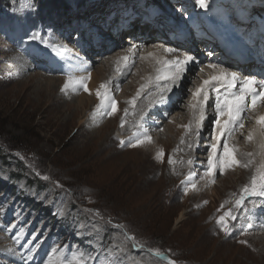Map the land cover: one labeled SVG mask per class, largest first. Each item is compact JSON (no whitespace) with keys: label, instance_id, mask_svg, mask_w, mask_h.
<instances>
[{"label":"rangeland","instance_id":"obj_1","mask_svg":"<svg viewBox=\"0 0 264 264\" xmlns=\"http://www.w3.org/2000/svg\"><path fill=\"white\" fill-rule=\"evenodd\" d=\"M169 1L176 3V10L170 7L163 12L160 6H170L166 0H0V264H66L67 261L73 264H142V258H149L152 264H169V261H175V264H264V214L259 215V210L257 213L250 204L260 203L257 208L262 210L264 197L243 191L251 186L254 177L258 181L257 191H260L259 176L264 174V167L256 169L249 160L245 161L247 167L240 163L242 167L239 164L226 168L223 175L219 169L214 176L204 174L208 160L214 155L210 150L211 144H218L215 155L220 160L224 159V143L236 150L235 155L240 162L248 157L246 147L254 144L253 138L249 139V129L245 128L242 133L237 130L217 141L212 133L219 118L209 121L204 118L203 122L208 123L205 130L198 136H191L194 143L192 155L187 154L192 161L190 167L183 173H175L174 167L178 162L171 156H185L177 145L185 144L184 141L188 140L186 135H190L186 132L189 133L194 125L193 110L188 104L199 70L191 72L190 79L183 81V85L186 84L184 89L179 87L176 90L181 98L176 108L161 117L156 115L161 108L153 107L155 114L148 115L151 109L147 103L143 109V112L147 111L146 116L143 114L140 121L139 114L138 124L133 130L126 128L125 113L116 111L109 114L110 109L105 103L114 98L118 106L125 107L123 102L132 101L136 92L127 90L132 83L149 76L145 73L140 78L136 77L140 73L134 75L137 69L146 71L142 59H146V50L150 51L148 47L137 53L139 59L135 60L124 80L119 81L117 75L112 74L113 83L105 90V103L95 105L89 112L80 111L76 124L64 125L65 120L78 110L76 107L71 105V112L59 119L52 111L49 112V106L37 109L34 103L37 101L34 92L42 87L40 77L55 80L72 77L63 52L57 48L60 45L66 48L65 39L68 42L66 49L73 50L77 58L84 56L87 62H91L89 71L94 72L100 67H108L117 48L105 52L108 54L105 57L100 55L102 60L95 59L97 53L89 51L88 46L86 49L80 47L72 39L78 34L84 36L86 44H93L96 37L106 40L104 37L111 36V30L116 29L115 32L120 33L124 20L130 21L137 33L139 26L146 27L139 20H144L145 16L151 18L150 8H153L167 16V20H161L163 25L160 27H167L169 31L165 37L171 40L174 39L170 37L174 29H187L185 18L192 20L195 27L204 25L205 21L199 20H204V13L212 9L215 2L206 0L208 8L202 9L196 0H186L185 8L179 5L183 0ZM234 1L245 4L249 0ZM256 1L264 5V0ZM54 3L61 4L62 8H53L51 5ZM64 3L68 10L63 9ZM241 9L240 14L244 12L246 18L264 13V7ZM110 21L114 24L110 28L107 26L109 31L100 36L94 34L93 23L105 28ZM33 33H39V38L30 40ZM138 33L142 34L141 30ZM157 36L154 37L166 40ZM127 38L129 36L122 35L118 41L124 43ZM75 40L78 41L77 38ZM117 50L118 53L124 49ZM171 56L173 54L164 58ZM116 84L119 86L117 89L114 87ZM73 89L76 91L71 94L70 103L75 102L80 93L85 98L92 96L82 87ZM151 92L155 93V89ZM48 94L55 101H67L69 96L68 90L59 86L49 89ZM155 105L151 102V106ZM256 113L255 110H245V126H252L250 116ZM144 117H154V122H161H150L149 125ZM185 118H189L188 125L182 124ZM97 121L111 123L112 127L102 134V125H97ZM144 125L152 129L145 130ZM215 131L217 133V129ZM90 132L97 133L96 145L84 149L92 136ZM160 139L172 144L165 158L140 144L145 140L148 145L155 146ZM136 151L137 154L134 153ZM239 172L245 173L242 183L229 178L226 188L222 187L224 183L218 187V197H211L212 183L220 185L228 174ZM194 173L196 179H191L194 184L190 188L188 178ZM180 176L182 181L178 178ZM229 213L236 219L229 218ZM181 214L185 215L182 220ZM221 217L225 219V228H221L218 222ZM157 252L161 255L157 256ZM164 256L168 259H163Z\"/></svg>","mask_w":264,"mask_h":264},{"label":"bare ground","instance_id":"obj_2","mask_svg":"<svg viewBox=\"0 0 264 264\" xmlns=\"http://www.w3.org/2000/svg\"><path fill=\"white\" fill-rule=\"evenodd\" d=\"M167 3L170 5L169 7H166V6H161L160 8H162L163 11H167L170 9V7L172 8V10H176L177 7L175 6V2H170L169 0H166ZM172 1H175V0H172ZM253 1V0H252ZM175 3V4H174ZM187 2L186 0H183V3H179L180 6L182 7H187V5H185ZM167 4V5H168ZM161 5V3H160ZM178 5V4H177ZM242 7L244 6V3L241 4ZM236 6H240V5H236ZM168 13V12H167ZM213 15L214 16H218V20L222 23V24H225V16L224 14L222 13V7L220 8V10L216 9L214 12L212 11ZM169 14V13H168ZM167 14V15H168ZM252 14V13H251ZM180 15H183V14H180ZM185 15V14H184ZM189 15V13H188ZM255 15V14H254ZM167 16H163L161 18V20H167L166 19ZM119 18H121L119 16ZM261 16H258L256 18V21L259 22V26L262 28L263 27V24L261 22ZM118 21V19L116 20V22ZM161 21V23H162ZM186 21V24H189V20H185ZM213 21H215V24L218 23L217 19H214ZM108 23V22H107ZM129 21L128 20H124L123 24L121 25L122 27H126L129 25ZM113 21H110L108 25L105 26V28H103L102 26L99 27L97 26L96 24H92L91 27L92 29L95 31L94 34L97 35V36H100L101 34L103 35L108 29L110 28L112 25H113ZM163 25V24H162ZM175 25V24H174ZM108 26V28H107ZM166 27V25H165ZM157 28V27H156ZM164 27L158 28L157 31H159V33H157L154 29H150L149 26H146V27H141L139 26V30H141L142 34H139V33H133V32H129V30H127L126 32V35L129 36L131 35L132 37L134 38H127L125 39V42L124 43H127V45H124L123 42H119L118 41V37H120L119 34L117 35H111V36H106L104 37L106 40H99L98 37H96L95 41L93 42V44H91L90 42L88 44L85 43L84 41V36L80 34H78L77 36H75L74 38H72L76 44H79L80 47L82 46L85 47L86 49V46H88L87 49H89V51H93L92 53H97L96 56H95V59H98V60H102V57H105L107 56L108 54H106L105 52H110L114 49H118V48H122L124 50H127L126 53H122L123 51H120L117 53V50L115 51V53H113V55H111V63H108V67L107 68H98V71H94L92 72L89 71V66H91V62H87V60L84 58V56L80 57V58H77L74 54V51L73 50H67L66 48H68V42L66 41L65 39V44H66V48L65 46L63 45H60L59 47V50L61 51V53L63 54V59L66 60V66L70 69L71 71V78L73 80H77V79H83L84 82L87 84V87L89 89V93L92 95L91 98H85V96L81 95L80 92V95L77 96L75 102L73 103H70V98H72L75 94V91L73 88H76V87H80L79 85H73L71 87H69L68 92H69V96H67V101L65 100H58V101H55L50 94H48L49 92V89L51 88H56L57 86H59V88H63L64 89V86L65 84L69 81L67 78H59V80H55V79H50V78H44L43 77H40V80H42V87H39L35 92L34 94L36 95V102L35 105L37 107V109H40V108H44V106H49V108H47L50 111H52L54 114H56V116L61 119L63 118V116L68 112L70 111L71 112V108L72 106L73 107H76L78 110H76L75 114L71 117V118H68L67 120H65V123L64 125H68V124H76V118L79 117V113L80 111L84 112V111H92L94 108H95V105L97 104H102L100 99L97 97L96 93L98 90L100 91H105L108 87L111 86V82L112 81V74H115L117 75V79L119 81L121 80H124L125 77L128 76L129 72L132 70L134 64L136 63V59L138 58L139 59V55H137V53L139 54V51L141 52V50H143V48L145 47H148V49L150 48V51L149 50H146L147 51V54L145 55L146 59H142V62H144V67H145V72H143V70H140V69H137L136 72H134V75L136 76L137 74L140 73V75L136 76V77H142V73H145V74H149L148 78L147 79H143V80H138L134 83H132V86L127 90L129 92H136V95L134 96V98L131 100H129V102L126 101L123 102V105L125 107H121V106H118V110H117V113L120 112V114H126L127 115V124H126V128L128 130H133L134 128H136V125L138 124L137 123V117L139 116L140 114V121L143 117V114L144 116H146V113L143 112V109L145 108L146 104L148 103L150 105V109L149 112L150 113H147L148 115L151 113H153V107H160L161 110H157L158 113H156V115H160L161 117H165L163 115H167L168 112H171L173 108H176L178 106V100L180 98V94L179 93H176V90L179 88V87H175L173 86L172 87V91H167L168 87H169V82L166 81L164 79V76L166 75H170L171 74V68H172V63L171 62H174L178 57L182 58L183 54L187 53V54H191V55H194L195 57L198 58V62L196 64H190L188 65V68L190 69V71H187L185 72L183 75H182V79L179 81V86L181 85V82L183 80V78H185V81H188V79H190L189 77L191 76V72H193L194 70H197L196 67H201L203 70L202 71H199V75L197 76L198 78V81H197V84L195 86V89L193 90L192 92V95L190 96V100H189V104L188 106L190 108H192L193 110V123L194 125L192 126L193 128H190L189 130V133L188 131L186 132L187 134H190V135H186V138L188 137V140L184 141L185 144L182 145V143H179L177 146V149L179 150V152H183L185 156H183L182 158L179 156V154L177 155H173L171 156V154L169 156H171V159L172 160H176L178 163L176 164V166L174 167V170L176 171L175 173H180L184 170H186L187 168L190 167V163H188L190 161V155L187 156V154H191V151L193 149V140L191 138V136H193V134H195L196 136L200 135L199 132L205 130V128L207 127L208 123L202 121H200V114H201V106L203 105V113H204V117L207 118V120L209 121L210 119H213V118H219L220 119V123L223 124L224 120L227 119V117H218L217 115V111H216V108H215V103H216V99H217V96L219 95L221 100H223L224 97L228 96H232L233 94H238L239 93V90L241 89V87H243V82L241 81L242 79L240 77H238V74L233 70V68L231 67L232 65L230 63H227L226 65L224 66H221V64L219 62L216 61V59H213L211 57L208 56V59L206 57V55L204 53H202V51L204 52L203 50V46L202 44L200 43H185L187 42L186 40H189L188 38V35L185 34V31L184 30H177V31H174L176 33V35L174 34H170V37L171 38H174V41H178V42H181V43H175L174 41L172 40H167V38L165 37L166 34V31L168 30L167 27L163 30ZM125 29H128L127 27ZM103 30V31H102ZM105 30V31H104ZM190 30V29H188ZM196 30V28H195ZM194 30V31H195ZM179 32V33H178ZM68 33V32H67ZM159 35L157 37H161L163 39L166 38V40H162V39H156L154 36L156 35ZM193 35H195L194 32H192ZM185 35V36H184ZM243 37L245 38L246 34L243 33ZM184 36V37H183ZM241 37V36H240ZM242 37V38H243ZM262 37V41L264 42V29H263V34L261 35ZM75 38L78 39L75 40ZM148 38V39H147ZM151 38H154V40H151ZM199 38H201L199 36ZM195 40V39H193ZM197 40L199 41V39L197 38ZM60 41V40H59ZM82 41V42H81ZM123 41V39H122ZM127 41V42H126ZM170 41V42H169ZM200 42V41H199ZM61 43V42H60ZM123 43V44H122ZM152 44V45H150ZM219 45V43H218ZM190 46V47H189ZM72 47V44L70 45V48ZM174 49L175 51L173 52H168L167 49ZM166 49V50H165ZM264 49V48H263ZM145 53V51H143ZM198 52H201L200 54ZM163 53H165V55H163ZM171 57H168V58H164V56H170L172 55ZM102 57H101V56ZM9 57V56H8ZM125 57H127L128 59H124ZM10 58V57H9ZM89 58V56H88ZM141 58V57H140ZM110 59V58H109ZM93 62V60H92ZM154 62V63H153ZM210 62H215V63H218L221 67L227 69L228 72H235L237 74V80L235 81V87H230L229 84H228V81L225 80L224 82L222 83H217L215 81H213L212 83H210L209 85L205 86L203 84V81L204 80H209L211 81V78L215 75H219L220 74V68H217V69H211L209 67H207V64H209ZM222 62V60H221ZM263 62V61H262ZM93 64V63H92ZM53 65H55L57 67V64L56 63H53ZM148 66V67H147ZM54 69V68H53ZM143 69V68H142ZM187 73V75H186ZM144 74V75H145ZM249 75V73H247L245 75V77L247 78ZM90 77V78H89ZM36 78V76H35ZM246 78H244V80H246ZM46 81V82H44ZM239 82H241V84H238ZM156 83V84H155ZM45 84V85H44ZM154 84V85H153ZM44 85V86H43ZM101 85H106V89H101ZM183 85V84H182ZM181 85V87H183V89L186 87V84H184L183 86ZM43 87H45V89H43ZM116 89L119 87L118 84H116L114 86ZM201 88H204L205 90V93L207 94L208 96V99L207 101H204L202 98L200 97H197L195 95V93L197 92L198 89H201ZM217 88L219 89V93H217ZM110 89V88H109ZM155 89V93L151 92L152 90ZM55 91V90H54ZM159 91V92H158ZM260 91H264V90H260ZM162 93V94H160ZM183 93V92H182ZM68 94V93H66ZM155 94V95H154ZM112 95L110 94V97ZM64 97V96H63ZM75 98V97H74ZM152 99V100H151ZM181 99V98H180ZM176 100V102H175ZM73 101V100H72ZM153 103H156L155 106H151V102ZM134 102V103H133ZM33 103V102H32ZM105 103V102H104ZM76 104V105H75ZM72 105V106H71ZM105 105H108V103ZM104 105V106H105ZM121 105V104H120ZM103 106V107H104ZM152 107V108H151ZM195 107V108H193ZM102 108V107H101ZM88 109V110H87ZM105 109H107L105 107ZM181 109V108H180ZM124 110V111H123ZM246 110H250V112L253 110L257 111V113L255 115H252L250 116L251 117V124L252 126H245V123H247V121H243L244 123V126L242 128H237L235 130H229V133H227L225 135V137L227 136H230L232 135L231 133H236V131H240L241 133L243 131H245L246 129L245 128H248L249 129V134H250V137L253 138L254 140V144L246 147L247 149V153L248 154V157H246L244 160H241L240 163H243L244 165H246V162L245 161H252L250 165H254L257 169V167L259 166L260 168L261 167H264V126L260 125V124H257V120L264 116V102H261L259 99H257V105L256 107L253 109L251 107V96L248 97V100H247V108ZM102 111V110H101ZM81 114V113H80ZM155 114V112H154ZM102 115V114H101ZM142 115V116H141ZM123 116V115H122ZM182 116V115H181ZM124 118V117H123ZM148 119V121L146 122H149V125L150 122L153 123L154 120L156 118L154 117H144V119ZM242 118L243 120L245 119V111L243 112L242 114ZM153 119V121L151 120ZM189 119V118H188ZM187 118H185L182 122V124H186L188 125L189 124V120ZM121 120V119H120ZM83 119L80 120V124H82L83 122ZM161 122V121H160ZM159 121L158 122H154V123H160ZM102 122H99L97 121V125H100ZM126 123V122H125ZM191 123V122H190ZM192 123V124H193ZM249 123V124H250ZM141 124V122H140ZM145 124V123H143ZM96 125V126H97ZM101 128H100V131H102V134L104 133V131H107L108 129H110V127H112L111 123H106V124H101ZM176 125V124H175ZM116 126V125H115ZM191 126V125H190ZM195 126V127H194ZM197 126V127H196ZM66 127V126H65ZM119 127V126H118ZM140 127H143V126H140ZM97 128V127H96ZM117 128V126H116ZM173 127L171 126V129ZM140 129V128H139ZM145 130H151L152 128L150 127V129L148 127H146V125H144V128ZM141 131V129H140ZM220 129L217 128V133H219ZM97 132V130H96ZM245 133V132H244ZM90 134L92 135L90 137V140H88L86 142V144L84 145V149H87L88 147L90 146H93V145H96L95 141L97 140L95 135V133H92L90 132ZM89 134V135H90ZM101 134V135H102ZM100 135V136H101ZM94 136V137H93ZM100 136H99V139H100ZM104 136V135H103ZM162 135H160L161 137ZM224 137V139H225ZM243 137V136H242ZM102 138V137H101ZM184 138V137H183ZM185 139V138H184ZM220 141V140H219ZM157 144L154 146V144H150L148 145V143H146V141L144 140L143 143H140V144H143V145H146V147L150 148L151 150H153L154 154L157 152L159 153V157L160 158H165L167 157V154L169 153V149L172 147V144L169 143V142H164L163 139H160L158 142H156ZM169 143V144H168ZM253 143V142H252ZM139 144V146H140ZM251 144V143H250ZM249 145V144H248ZM240 146V145H239ZM98 147V146H97ZM235 147V146H234ZM241 147V146H240ZM237 148V147H236ZM83 149V150H84ZM98 149V148H97ZM242 149V148H241ZM255 151V153H254ZM139 152V150H138ZM137 151L134 152L135 154L138 153ZM163 152L164 155L161 157L160 156V153ZM115 153V152H114ZM118 153V152H117ZM116 154V153H115ZM243 154V153H242ZM158 155V154H157ZM192 155V154H191ZM213 155V154H212ZM239 155V154H238ZM241 155V153H240ZM151 156V155H150ZM120 157V156H119ZM154 157V156H153ZM239 157V156H238ZM245 157V156H244ZM151 158V157H150ZM155 158V157H154ZM139 159V158H138ZM144 159V158H143ZM156 159V158H155ZM159 159V158H158ZM182 159V160H181ZM242 159V158H241ZM137 160V159H136ZM223 160V159H222ZM250 160V161H249ZM138 162V161H137ZM147 162V161H146ZM146 162H143V163H146ZM153 162V161H152ZM247 162V163H248ZM156 163V162H155ZM169 163V162H168ZM149 164V163H148ZM152 164V163H151ZM158 164V163H156ZM118 165V164H117ZM150 165V164H149ZM169 165V164H168ZM175 165V164H174ZM199 165H202L201 163ZM241 167H242V164H240ZM105 166V165H104ZM171 166V165H170ZM248 166V165H247ZM114 167V166H113ZM169 167V166H168ZM172 167V166H171ZM204 167V166H203ZM236 167V166H235ZM239 168V166L237 167ZM244 168V167H243ZM259 168V169H260ZM106 169V168H104ZM254 169V168H253ZM233 170V169H232ZM249 170V168H248ZM247 170V171H248ZM117 171V170H115ZM255 171V169H254ZM257 171V170H256ZM173 172V171H172ZM262 172V171H261ZM264 172V171H263ZM244 172H239V173H234L232 175H229L226 177V178H221L222 180L220 181V185H216L215 183H212V187L211 189L212 190V198L215 199L216 197H218V195L220 194L219 192H217L219 190V186L224 185L222 186L223 188H226L225 187V184L226 183H230V181L228 182V179L229 178H235L237 181H241V183L243 182V180L245 179V173L243 174ZM250 173V172H249ZM256 173V172H255ZM108 174V173H107ZM172 174V173H171ZM196 175V173L193 174V176H191L190 179L188 182L190 188L191 186L194 184L193 182H191V179H196L194 178ZM201 173L199 172V175L198 177H200ZM247 176V175H246ZM251 176V175H250ZM171 177V176H170ZM174 178V177H173ZM180 178V180L182 181V176L178 177ZM167 179V178H166ZM168 180V179H167ZM178 180V179H177ZM160 181V180H159ZM233 181V180H232ZM177 182V181H176ZM179 182V181H178ZM199 183V182H198ZM203 183V182H202ZM201 183V184H202ZM201 184H199L201 186ZM207 184V183H206ZM209 184V183H208ZM168 185V184H167ZM182 185V184H181ZM205 185V184H204ZM151 187V185H150ZM196 187V186H195ZM202 187V186H201ZM206 188V186H205ZM196 189V188H195ZM199 189V188H198ZM201 189V188H200ZM191 190V189H190ZM197 190V189H196ZM168 191V190H167ZM211 191V190H210ZM192 192V191H191ZM197 192V191H196ZM200 193V192H199ZM202 193V192H201ZM196 195V194H194ZM203 195V193H202ZM185 196V195H184ZM192 196V195H191ZM197 196V195H196ZM175 197V196H174ZM177 197V196H176ZM179 197V196H178ZM181 197V195H180ZM179 197V198H180ZM177 198V199H179ZM201 198V197H200ZM221 199V198H220ZM174 200V199H173ZM194 200V199H193ZM201 201V200H200ZM187 203V202H186ZM198 203V202H197ZM201 203V202H200ZM199 203V204H200ZM207 203V202H206ZM262 203V202H261ZM203 204V202H202ZM201 204V205H202ZM251 206H252V209H255V211L257 212L259 210V215L261 214H264V210L262 208L261 209H258L257 206L260 205V203H250ZM148 205V204H147ZM262 205V204H261ZM200 206V205H199ZM204 206V205H203ZM219 206V205H218ZM192 207V206H191ZM190 208V207H189ZM194 209V208H193ZM197 209V208H196ZM207 209V208H206ZM218 209V208H216ZM249 209V208H248ZM190 210V209H189ZM205 210V209H204ZM251 210V208H250ZM249 210V211H250ZM202 211V210H201ZM219 211V210H218ZM247 211V210H245ZM223 212V211H222ZM258 213V212H257ZM261 213V214H260ZM196 214V213H195ZM218 214V213H217ZM222 214V213H221ZM219 215V214H218ZM217 215V216H218ZM183 216L185 215H182L181 214V217L180 219L182 220L183 219ZM245 216V215H244ZM211 218V217H210ZM250 218V217H249ZM181 220L179 222H181ZM178 222V221H177ZM242 223V222H241ZM228 226V225H227ZM239 226V225H237ZM216 227V225H215ZM220 227V226H219ZM249 228V227H248ZM251 228V227H250ZM249 228V229H250ZM211 229V228H210ZM231 229V228H230ZM238 230V229H236ZM232 231V230H231ZM234 231V230H233ZM241 231V230H240ZM237 232V231H236ZM238 233H239V230H238ZM252 233H254L252 231ZM208 234V233H207ZM224 234V233H223ZM234 234V233H233ZM240 234V233H239ZM249 235V234H247ZM228 236V235H227ZM252 236V235H251ZM263 236V235H262ZM225 237V236H224ZM249 237V236H247ZM242 238V237H241ZM238 240H241V239H238ZM245 240V239H244ZM254 240V239H253ZM242 241V240H241ZM264 241V240H263ZM245 242V241H244ZM247 243V242H245ZM252 243V242H251ZM261 244V243H260ZM245 245V244H244ZM255 245V244H254ZM248 246V245H246ZM252 246V245H251ZM258 246V245H257ZM256 247V246H255ZM123 248V247H122ZM247 248V247H246ZM249 249V248H248ZM253 249V248H251ZM249 249V250H251ZM125 252V251H124ZM253 252V251H252ZM250 252V253H252ZM258 256V255H257ZM264 256V255H263ZM149 258H142L140 261L142 264H152L150 262V259L148 260ZM79 263V262H78ZM156 264H159V263H156Z\"/></svg>","mask_w":264,"mask_h":264},{"label":"snow or ice","instance_id":"obj_3","mask_svg":"<svg viewBox=\"0 0 264 264\" xmlns=\"http://www.w3.org/2000/svg\"><path fill=\"white\" fill-rule=\"evenodd\" d=\"M197 5L202 9H207L208 4L206 0H196ZM39 38V33H33L31 36H29L30 40H36ZM41 43H44L41 41ZM168 52L175 51L174 49H167ZM209 55H214V53H209ZM124 59H128L125 57ZM198 62V58L191 54H183L182 58L178 57L174 62L172 63L171 68V74L164 76V79L169 82V87L167 91H172V87H179V81L182 79V75L190 71L188 68V65L190 64H196ZM207 67L211 69H217L220 68V74L215 75L211 78V81L204 80L203 84L205 86L209 85L213 81L217 83H222L225 80L228 81V84L230 87H235V81L237 80V74L235 72H228L227 69L221 67L218 63L210 62L207 64ZM199 71H202L203 69H198ZM90 78V77H89ZM79 85L83 88L85 92H89V89L87 87V84L84 82L83 79H77L73 80L72 78L69 79V81L65 84L64 88L65 90L73 85ZM101 89H106V85H101ZM264 78L257 79L256 76H248L243 84V87L239 90L238 94H233L232 96L224 97L223 100H221L220 96H217L215 108L217 111L218 117H227V119L224 120L223 124L220 123V119H216L215 125L213 128V135L219 141L221 138H224L227 133H229V130H235L237 128H242L244 126L242 114L247 108V100L248 97L251 96V107L254 109L257 105V99H259L261 102H264ZM217 93H219V89L217 88ZM97 97L100 99V101L103 102L106 99V91H100L98 90L96 93ZM197 97L202 98L204 101H207L208 96L205 93L204 88L198 89L195 93ZM134 103V102H133ZM108 108L110 109L109 114L115 113L118 110L117 102L114 98L108 99ZM204 113H203V105L201 106V114H200V121L202 122L204 119ZM257 124H260L264 126V116L260 117L257 121ZM220 129L219 133H216V129ZM146 139L150 140V137H146ZM251 139V137H249ZM140 143H143V141H140ZM132 146H139L138 144H133ZM223 148V160H220L218 156L215 154L218 151V144H211L210 150L214 154L213 158L208 160V167L207 171L204 173L205 175L214 176L216 174V171L220 170V175L224 174V169L234 167L240 164V161L237 160L235 152L236 150L234 148H229L227 143H224L222 145ZM164 155L163 152L160 153V156L162 157ZM188 163H192V161H189ZM247 167V165H244ZM36 175H40L39 173H36ZM45 180L48 179V177H44ZM259 188L260 191H257V178H253L251 182L250 187H245L243 191L245 193H249L252 196L260 195L264 197V174H261L259 176ZM240 202H238L239 204ZM2 207V205H0ZM56 214V213H54ZM229 218L236 219L229 213ZM221 225V228L226 227V222L224 217H221L218 221ZM157 256H160L161 253L157 252ZM163 259L167 260L168 257L164 256ZM66 264H73L72 261H67ZM169 264H175V261H169Z\"/></svg>","mask_w":264,"mask_h":264},{"label":"trees","instance_id":"obj_4","mask_svg":"<svg viewBox=\"0 0 264 264\" xmlns=\"http://www.w3.org/2000/svg\"><path fill=\"white\" fill-rule=\"evenodd\" d=\"M51 6H52L53 8H57V9L59 8V10H60V8H62V7H61V4H60V6H59V3H57V4L54 3V4H52ZM62 6H63V9H64V10H65V9H67V10L69 9V7H68L65 3H64ZM67 10H66V11H67ZM38 188H39V187H38Z\"/></svg>","mask_w":264,"mask_h":264}]
</instances>
